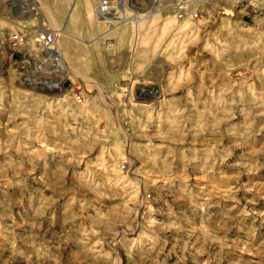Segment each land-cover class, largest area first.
Wrapping results in <instances>:
<instances>
[{
	"label": "rangeland",
	"instance_id": "rangeland-1",
	"mask_svg": "<svg viewBox=\"0 0 264 264\" xmlns=\"http://www.w3.org/2000/svg\"><path fill=\"white\" fill-rule=\"evenodd\" d=\"M2 1L0 264H264V0Z\"/></svg>",
	"mask_w": 264,
	"mask_h": 264
},
{
	"label": "bare ground",
	"instance_id": "bare-ground-1",
	"mask_svg": "<svg viewBox=\"0 0 264 264\" xmlns=\"http://www.w3.org/2000/svg\"><path fill=\"white\" fill-rule=\"evenodd\" d=\"M211 1H215V0H211ZM223 2V4L225 5V8L227 10H229L232 14L235 13V16H237V18H241L243 16H251L252 15V12H253V8L250 4L247 3L246 0H221ZM3 3L5 2L2 1ZM1 3V2H0ZM212 3V2H211ZM7 4L13 8H16L18 10H20V12H18V15L19 13L21 14V16L25 13H27L26 11H30L31 9L35 8V4L36 1L35 0H8L6 3H4V5ZM2 5V6H4ZM34 6V7H33ZM37 6V5H36ZM175 6V4H174ZM177 6V5H176ZM103 7V8H102ZM106 9V6H101V10H104ZM14 11V10H13ZM17 11V10H16ZM14 11V12H16ZM30 13V12H28ZM10 14V13H9ZM212 25V24H211ZM46 33V32H45ZM3 58V57H2ZM1 58V59H2ZM27 58V57H26ZM0 59V60H1ZM24 59V58H23ZM25 60V59H24ZM29 61V60H28ZM3 61H1L2 63ZM19 62V61H18ZM18 62L16 63V65H18ZM24 62V61H23ZM26 62V61H25ZM24 62V64H25ZM9 63V62H8ZM14 64V63H13ZM12 64V65H13ZM2 64H0V67H1ZM11 65V64H10ZM28 65V64H27ZM19 66V65H18ZM23 66V65H21ZM17 67V66H16ZM2 68V67H1ZM27 68V67H25ZM24 69V68H23ZM56 70H58L59 68H55ZM4 70V69H3ZM47 70H50L49 68ZM2 71V70H1ZM25 71V70H24ZM52 71V70H51ZM26 72V71H25ZM46 72V71H45ZM23 73V72H22ZM19 76H21V74ZM33 73V72H32ZM52 75V74H51ZM33 76V75H32ZM50 76V75H49ZM23 77V76H22ZM43 77V76H42ZM46 77V76H45ZM21 78V77H20ZM49 77H47L48 79ZM52 79V77H50ZM25 79V78H24ZM27 79V78H26ZM51 79H48L46 80L45 78H43V80L41 81L40 85L46 87L48 90H54L56 93L57 92H62V88H61V81H63V79H60L59 82H55V81H52ZM54 79V77H53ZM66 90V89H65ZM53 94V93H52ZM62 94V93H61ZM65 94V93H64ZM57 95V94H56ZM137 96H138V99L140 100H145V101H149L150 99L153 100V94H151V92H147V90H140L138 93H137ZM244 241V240H242Z\"/></svg>",
	"mask_w": 264,
	"mask_h": 264
},
{
	"label": "built area",
	"instance_id": "built-area-1",
	"mask_svg": "<svg viewBox=\"0 0 264 264\" xmlns=\"http://www.w3.org/2000/svg\"><path fill=\"white\" fill-rule=\"evenodd\" d=\"M39 41L41 42V44L45 47H49L53 40H52V35L49 34V33H42L40 36H39Z\"/></svg>",
	"mask_w": 264,
	"mask_h": 264
},
{
	"label": "water",
	"instance_id": "water-1",
	"mask_svg": "<svg viewBox=\"0 0 264 264\" xmlns=\"http://www.w3.org/2000/svg\"><path fill=\"white\" fill-rule=\"evenodd\" d=\"M13 58H14V59H17V58H19V55H18V54H14V55H13Z\"/></svg>",
	"mask_w": 264,
	"mask_h": 264
}]
</instances>
